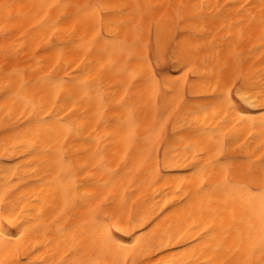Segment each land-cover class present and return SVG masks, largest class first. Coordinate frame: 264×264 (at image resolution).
Instances as JSON below:
<instances>
[{"label":"bare ground","instance_id":"6f19581e","mask_svg":"<svg viewBox=\"0 0 264 264\" xmlns=\"http://www.w3.org/2000/svg\"><path fill=\"white\" fill-rule=\"evenodd\" d=\"M5 2L12 4L13 8L11 19L8 18V12L0 9V26H2L0 27V69H3L5 48L23 49L10 67L26 70L27 76L17 75L14 78L16 87L12 92L5 94L4 86L7 79L5 72L0 70V194L11 182L19 189L13 198L32 210L26 217L31 223L26 225L29 232L21 241V252L30 250L31 245L36 244L37 240L40 241L37 245L40 250L31 256L21 255L10 258L6 256V260H43L46 264H53V261L59 262L65 256H68L71 261L86 260L95 255L90 239L93 229L88 215L91 204L87 207L81 206L87 203L84 199L85 193L95 197L92 204L105 196L109 200L113 195L116 196L112 208L109 209L110 212L115 210L116 216L109 222L125 229L124 232H117L116 227L112 230L118 236L124 237L126 242L135 239L132 236L129 240L132 232L140 235L137 229L143 225H138L136 221L145 215L149 220L155 221L144 229L145 232L151 233L157 225L161 233L170 227L175 230L188 212L193 211L191 206L186 208L189 202L180 203L184 193L177 195V184H179L177 178L191 175L190 172H186V169L193 162L192 153L185 150L188 140L181 138L182 133L171 139L167 134L168 138L161 143L163 136L159 128L155 133L152 132L153 117L158 109L179 111L186 102L189 105L207 103L200 98L214 95L212 88L207 85L209 82L215 84L216 78L221 75L225 60L229 61V65L227 71L223 73L224 76L235 77L241 72L258 74L264 71L261 27L254 25L250 28L247 20L243 25L236 23L239 19L236 12L240 5L245 3L254 5L251 11L259 14L261 0H111L115 4L130 5L139 3L167 6L204 3L212 6L207 14L215 16L216 19L214 23L205 25L210 30L209 33L199 41H192L193 46L199 45L202 49L195 52L192 57L193 63L190 67L193 71L189 75L194 79L189 80L187 84L181 82L175 91L171 87L165 89L168 92L167 96L163 93L154 95L149 88L139 91L137 88H132L126 93V87L129 81H132V72L138 69L137 61L129 55V52L148 54V47L142 46L138 49L133 45L138 34L132 26L120 30L119 40L126 41V44H117L115 47L109 45L108 51L102 56L90 57V60L96 59L97 63L90 65L87 71L73 77L72 73L77 71L76 65H73L71 69L64 68L59 72V77L73 80V84L59 89L46 88L43 84H29L28 87L21 89L23 80L36 81L55 71L57 59H60L63 64L75 56L79 62V56L83 53L75 52L74 46L68 49L50 48L53 40L57 44L65 43L66 29L71 27L75 17H70L56 25L57 33L52 32V22L57 17L75 12L76 5L95 2V0H0V4ZM226 4L235 6L227 9L229 16L227 20L220 16V12H217L219 6ZM50 5L52 7H49ZM173 17L174 10L159 8L155 15L149 18L155 44L156 22L158 21L160 25L161 42H166L170 38ZM6 31L11 33L7 38ZM115 31L116 29H113V32ZM89 36L91 37V33ZM149 36L148 20H146L142 34L145 45H148ZM229 36H231L230 40ZM233 50L238 55L234 54ZM62 52L63 56H61ZM109 53L114 63H109ZM125 68L128 69L127 72L124 71ZM200 77L203 79H199ZM84 81L92 87H85L84 83H81ZM241 81L243 82V77ZM245 87H247L246 84ZM97 88L102 89L103 97L106 98L103 103ZM187 92L188 99L185 97ZM127 97H132L129 100L131 113L128 108L114 111L118 109L122 98ZM57 99L59 100L57 109H64V112L60 113L61 118L71 109L76 114L72 120L82 127L86 126L87 129L79 137L75 134L70 137L65 155L71 162V171L67 163L61 166L57 159L58 141L63 139L65 131L62 126H56V130L51 132L42 129L39 139L34 131H29L26 127H17L21 113L27 116L29 112H32V103L39 106L43 100V103L47 105L45 108L47 112ZM241 106L247 109V115L256 119L240 124L239 117L230 118V122L212 141V153L215 156L217 150L223 147L224 150L221 151L220 156L215 158L227 157V163L246 171L250 166H259L262 161L264 125H261L259 120V105L252 107L242 104ZM101 112L108 123H98L101 121ZM41 115L43 116L44 113ZM212 116V109H209V127L215 126L216 120L223 117V112L216 120H213ZM201 118H204L203 113ZM180 125L182 120L177 125V131ZM97 137L103 138L100 147L106 149L104 152L106 168L120 171V176L113 179L108 188L103 187V181L110 179L107 171L103 168L97 171L98 157H92V153L97 149ZM148 137L157 141L161 157L167 149L170 160L179 158L184 162L179 167L165 169L167 175L158 184L151 186L143 183L129 184V180L139 182L144 179L143 170L136 171L139 159L137 149L145 146ZM29 140L35 141L38 145L31 156L25 154L26 151L31 150L30 148L19 152L12 151L14 143L16 147H19V143L16 142L27 143ZM72 140L77 142L72 144ZM216 141H223V145ZM148 146L151 144L149 143ZM185 157H187L186 160H184ZM86 161L85 170L79 171ZM125 161H127V167H124ZM215 171L220 177L223 176L222 169L217 168ZM121 182L123 187L120 186ZM112 185L116 187L113 188ZM191 187L194 190L198 187V182ZM125 189L133 195H126ZM122 200L126 202L121 207ZM194 210L196 217L202 218L210 229L208 235L202 241H198L200 246L196 248L195 254L193 255L192 252L194 245L191 241H181L180 246L175 243L169 245L174 252L166 251L163 257L158 256V259L175 258L181 260L183 264H187L188 260L196 261L198 264H207L209 260L212 264H249V262L264 264L261 260L262 222L258 201L249 202L246 197L239 196L226 199L221 193H208L204 196L203 207H201V201L197 200ZM203 226L202 224L201 227ZM15 234L19 235V232ZM85 240H88V243H85ZM185 247L188 253L181 255ZM136 259L140 261L145 258L137 256ZM132 260L133 257L130 256L128 264H132ZM145 264H148L146 260Z\"/></svg>","mask_w":264,"mask_h":264},{"label":"snow or ice","instance_id":"6c2138e0","mask_svg":"<svg viewBox=\"0 0 264 264\" xmlns=\"http://www.w3.org/2000/svg\"><path fill=\"white\" fill-rule=\"evenodd\" d=\"M49 7L52 6L50 5ZM233 7L235 6L232 4L222 5L217 8V12L221 8L231 9ZM12 8L13 5L10 3L5 2L0 4V9L8 12L9 19L12 18ZM75 8V12L57 17L52 22V32L57 33L58 29L56 25L70 17H75L71 27L66 29L67 36L64 37L65 43L57 44L53 40L50 48L59 47L68 49L74 46L75 52L83 53V55L79 56V62L75 56L63 64L60 59H57V64L54 66L55 71L36 81L23 80L20 85L21 89L28 87L29 84H43L46 88L51 89L64 88L73 84V80L59 77V72L64 68L71 69L73 65H76L77 69L76 72L72 73L73 77L87 71L90 65L97 63L96 59L90 60V57L102 56L103 53L108 51L109 45L115 47L117 44H126V41L119 40V34L120 30L126 29L129 26H132L138 34L137 39L133 41V45L138 49L142 46L150 49V45H145L142 38L145 21L148 20V31L149 35H151L152 24L149 18L153 17L159 8H166L174 10L173 23L170 27V38L166 42H161L160 25L157 21L154 53L151 50H149L147 55H143L140 52L136 54H133L131 51L129 52V55L137 61L138 69L132 72V81H129L128 87H126V93L130 92L132 88H137L138 91L143 88H149L154 95L163 93V95L167 96L168 92L165 89L171 87L175 91L181 82L187 84L189 80L194 79V77L189 75L193 71L190 67L193 63L192 57L195 52L201 51L202 49L199 45L193 46L192 41L203 39L210 31L205 25L214 23L216 19L215 16H209L207 14L211 11L212 6L204 3L169 4L165 6L143 5L139 3L132 5L115 4L111 0H95V2L78 4ZM253 8L254 5L247 3L240 5L236 12V16L239 17L236 23L243 25L245 20H247L250 28L254 25H259L262 30L261 46L264 47V0H261L259 14L251 11ZM181 28L187 30L181 31ZM113 29H116V31L113 32ZM90 33L91 37L89 36ZM8 35H11V33L6 31L5 37L7 38ZM228 39L230 40L231 36ZM20 51H23V49H4L3 69L0 70L5 72L7 79V83L4 86L5 94L12 92L16 87L14 78L17 75L27 76L26 70L10 67L12 62L17 60ZM233 51L234 54L238 55V53H235V50ZM61 56H63V52ZM109 63H114L111 60L110 53ZM228 65L229 61L225 60L224 67L221 69V75L216 78L215 84L208 83L207 86L212 88L214 95L200 98L206 100L207 103L189 105L186 102L185 105L180 107L179 111H168L167 109L160 111L158 109L153 117V124L151 126L153 133L156 132L157 128H159L160 133H163L166 125L171 123L172 133L169 139L182 133L181 138L188 140L185 150L192 153L193 162L186 169V172H190L191 175L177 178L179 180V184H177V195L184 193L180 203H184L185 201L189 202L186 208L191 206L193 211L188 212L183 222L175 230H172L170 227L163 233L158 231L159 225L151 233L145 232V228L155 223L154 220H149L148 216L145 215L136 221L138 225H143V227L137 229L140 235L132 232L129 240H131L132 236L135 239L131 242H126L124 237L118 236L112 230L116 227L117 232H124L125 229L119 228L117 224L109 222L116 216L115 210L109 211L116 200V196L113 195L111 200L105 196L102 200H97L96 203L92 204V200L95 197L85 193L84 199L87 203L81 206L87 207L88 204H91V207L88 208V215L93 229L90 239L95 255L90 256L86 260L71 261L68 256H65L59 262L53 261V264H128L130 256L133 257L132 264H145V260L148 264H153V262L154 264H183L181 260L175 258L164 260L158 259L157 257H163L166 251L174 252L173 249L169 248V245L175 243L180 246L181 241H191L194 245L192 252L193 255L195 254L196 248L200 246L198 241H202L208 235L210 229H208L207 224L202 218L198 219L196 217L194 204L195 201L200 200L201 207H203L204 196L208 193H221L226 199L239 196L241 198L246 197L249 202L258 201L259 216L262 222L260 237L261 260L264 261V160L260 162L259 166H250L245 171L233 164L227 163V157L215 158L220 156L221 151L224 150L223 147L217 150L215 156L212 153V141L215 140L216 135L221 132V129L230 122V118L239 117L238 122L240 124L256 119L246 114L247 109L242 107V104H247L252 107L259 105V120L261 125H264V71L258 74H244L241 72L235 77L224 76L223 73L227 71ZM124 71L127 72L128 69L125 68ZM241 77H243V82L241 81ZM199 79H203V77ZM81 83H84L85 87H92L86 81ZM245 84L247 87H245ZM97 92L102 97L103 103L106 98L103 97L102 89L97 88ZM130 99L132 97L122 98L118 109L114 111H118L121 108H128L131 113ZM57 104H59L58 99L45 112L47 105L43 103V100L39 106L32 103V112H29L27 116L22 112L20 123H18L17 127H26L29 131H34L37 139H39L42 129H47L51 132L56 130V126H62L65 131L63 139L58 141L57 159L61 166L67 163L69 171H71V162L68 156L65 155L68 151L67 145L70 137L72 134L79 137L87 129L86 126L82 127L79 123L72 120V117L76 114L71 109L61 118L60 113H63L64 109H57ZM209 109H212L213 120L220 117V113L223 112V117L216 120L215 126L212 127L208 126ZM41 113H44V115L42 116ZM201 113L204 114L203 119L201 118ZM100 115L101 121L98 123H108L104 119L103 112ZM181 120L182 125H180L179 131H177V125ZM89 137H91V133H89ZM76 142V140H72V144ZM96 142L97 149L92 153V157H98L96 159L97 171L101 168L107 171L110 179L103 181V187L108 188L112 184V180L120 176V171L119 169L114 171L106 168V157L104 155L106 149L100 147L103 138L97 137ZM16 143H19V147H16L14 143L12 151L19 152L30 148V151L25 152L28 156H31L38 147L33 140H29L27 143ZM149 143L151 146H148ZM216 143L223 145V141H216ZM137 151L139 153V159L136 171L140 172L143 170L144 179L139 182L129 180V184L132 185L136 183L148 184L149 186L158 184L167 175L165 169L179 167L184 162L179 158L170 160L167 149L164 150V155L161 157L159 147H157V141L152 140L151 137H148L145 146L140 147ZM186 159L187 157L184 158V160ZM86 167L87 161L79 168V171H84ZM124 167H127V161H125ZM217 168L223 170L222 177L215 171ZM197 182L198 187L193 190L191 186L197 184ZM120 186L123 187V182H121ZM112 187L115 188L116 186L112 185ZM18 190L17 187L9 182V185L0 194V264H46V261L43 260H6L5 258L6 256L9 258L13 256L19 257L21 255L31 256L40 250L37 247L40 241L37 240L36 244L31 245L30 250L24 253L21 252V241L29 232V228L26 225L31 223L26 217L30 215L32 210L26 208L19 200L13 198L15 192ZM125 193L129 196L133 195L127 189H125ZM124 202L126 201L122 200L121 207ZM156 219H159V217H156ZM202 224L204 225L203 227H201ZM21 229L23 230L21 231ZM15 232H19V235H16ZM85 243H88V240H85ZM187 253L188 250L185 247V251L181 255H187ZM137 256H142L145 259L137 261ZM187 264H198V262L188 260ZM207 264H212V261L209 260Z\"/></svg>","mask_w":264,"mask_h":264},{"label":"rangeland","instance_id":"374dc122","mask_svg":"<svg viewBox=\"0 0 264 264\" xmlns=\"http://www.w3.org/2000/svg\"><path fill=\"white\" fill-rule=\"evenodd\" d=\"M227 9L228 8H223L222 10L219 11L220 12V16L224 17L225 20L229 19L228 10ZM153 34L154 33H153V30H152L151 35L148 38V45H150V49L148 48V52H149V50H151L154 53V49H155V45L156 44H155V39H154V35ZM153 59H154V54H153ZM187 94H188V92L185 94L186 99L189 98V95H187ZM169 129H171V130H169ZM171 133H172V124H168L165 127V131L162 133L163 137H162L161 143H163L165 138L170 137ZM167 134H169L168 137H167ZM261 157H262V160H264V146H263V149H262V152H261Z\"/></svg>","mask_w":264,"mask_h":264}]
</instances>
